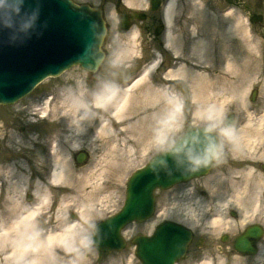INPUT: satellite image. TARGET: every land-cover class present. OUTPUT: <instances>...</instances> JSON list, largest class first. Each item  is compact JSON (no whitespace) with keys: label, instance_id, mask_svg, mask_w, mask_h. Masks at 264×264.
Returning <instances> with one entry per match:
<instances>
[{"label":"bare ground","instance_id":"bare-ground-1","mask_svg":"<svg viewBox=\"0 0 264 264\" xmlns=\"http://www.w3.org/2000/svg\"><path fill=\"white\" fill-rule=\"evenodd\" d=\"M168 12L167 16L172 17L173 12L170 14ZM133 41L131 39V42ZM170 43L175 48L171 47L177 56L180 55V51L186 49L184 48L183 50V47L177 48L175 40H172ZM192 45L195 55L199 58L198 43H195L193 40ZM131 51H134V49L131 48ZM200 51H203V56L201 54V57H204L205 53L209 54L205 48H201ZM210 55L213 59L217 57V53L214 51H210ZM189 60H191V57H186L184 59L185 62H180L178 70L166 73L168 79L166 82L168 83L164 82L162 86L150 87L148 89L152 99L157 100L154 110L160 111L163 109V101L166 100L169 88L171 87H169V79L173 77H188L190 74L193 80L191 83H193L192 85H194L197 91H194V103L198 106L193 114L190 125L192 127L195 126V128L200 127L201 123L198 118L208 112H213V115L208 117L207 123L214 120H218L216 122L218 123L219 119H222L223 109L226 108L225 105H222L224 102L220 103L223 109L219 108V110L216 109V106L214 110H206L205 108H212V105L210 102H208L207 106L202 103H206V100H208L209 97H206V95L215 96V81L211 78L212 85L210 86L206 81L207 75L203 70L202 63L198 60L192 62H189ZM157 61L138 77L130 87L125 89L106 86L102 87L98 93L93 92L90 94L88 92L89 95L83 92L84 90L81 89L79 84L75 86L72 83L69 85L63 84L60 87L58 94L61 96V107L58 109V112L64 121L68 122L67 128L76 132H82L86 136H91L96 147L105 149V158L100 161L101 163L98 162L92 168L83 169L80 172L81 170H77L70 165L68 154L63 155V158L60 160L54 157L51 183L55 195L59 190L63 192L60 203H55L54 209H46V206L49 204L50 195H40V191L38 192L40 199L37 204L35 203V208L17 205L14 202L15 196H19L20 199L23 196V190L18 193L20 189L18 181L12 198L10 199L7 196L5 208L0 209V264H92L93 257L91 256V252L87 250L88 246L78 239L82 234L77 220L79 217L74 222H68V218L65 216L76 208L78 209L77 214L79 213L81 216L80 220L88 222L89 225L92 219L89 220L88 218L98 216L99 211L97 208L105 206L114 195L122 192L121 187L128 171L126 158L130 159L131 156H134V151L138 148H141L144 158L147 156L146 153H148L147 151L150 149L151 143L160 141L159 138L155 140L156 136L154 134L156 132L160 134L163 127L160 128L158 125L159 129L157 130L155 120H162V115H159L158 112L157 114H151V105L149 103L141 105L134 97L135 90L146 84L150 73L154 71L158 64L156 63ZM231 61L232 59L227 62V68L231 64ZM225 63L226 61L223 62V64ZM227 68H223V70H227ZM230 70L233 76L234 70L231 67ZM223 74L224 72L219 74L218 78L223 77ZM217 83L222 88L230 87L229 90L232 93L238 92V85L231 86L230 83L220 80H217ZM211 99L215 100L216 98L211 97ZM179 105V103H175V108ZM171 106L174 107V104ZM141 110L148 112V116L144 118L143 124L138 123L141 118L136 116L137 114H134ZM43 111L46 112L47 108ZM168 114L166 113L164 116L166 117ZM174 114H176V111L173 112ZM245 116L247 120L245 125L235 132V134H241L243 146H235L238 145V142L232 139L234 142L232 149L234 151L236 149L238 153H244L245 148H248L253 153L252 149L255 148L256 143L261 145V142L264 141V116L260 119H254L252 118L253 115L248 111L245 112ZM204 118L206 117L204 116ZM187 127L186 131L188 130ZM142 128H144L146 135H142V131L144 132ZM170 131H172V127H169L162 133V136H167ZM191 132H197V130H192L191 128L188 134ZM68 138L69 136L64 135V144H66ZM200 138V135L194 138L195 146L193 151L196 157L202 155L204 159H208L215 149L211 147L205 150L204 148L200 153L199 151L196 152V149L200 145L205 147L207 144L206 141L199 142ZM201 139L204 140V136ZM57 147L56 145L54 146V153H60ZM78 148L79 146L76 144L73 146V150H78ZM261 150L263 149L260 148ZM157 156L154 159L152 158V161L150 160L151 163ZM252 158L253 156L249 159L243 157L241 163L244 166L240 168L241 171H230L229 177L221 180L225 193L215 197L216 203L208 204L206 201H200L197 204L194 203V205L191 203L185 205L178 204L177 207L187 212V216L193 221L196 218L200 222L202 220L205 221L208 228L228 229V227H243L251 219H254L255 214L262 213L264 208V198L262 195L264 177L258 171L256 162ZM233 204L235 207L239 206L241 208L240 221L237 223H234L228 215V209H232ZM40 206H44L43 209ZM198 208H201V210L198 211ZM205 214L213 215L209 216V218ZM44 220H46L45 228L41 224ZM231 223H234V225ZM153 225L155 224H152L151 227ZM43 229H46L45 233L42 232ZM250 229L243 235L249 233ZM254 236H257V234H254ZM96 249H99L97 244ZM134 263L136 264L135 260ZM127 264L132 263L128 262ZM202 264H211V262L203 260Z\"/></svg>","mask_w":264,"mask_h":264},{"label":"flooded vegetation","instance_id":"flooded-vegetation-1","mask_svg":"<svg viewBox=\"0 0 264 264\" xmlns=\"http://www.w3.org/2000/svg\"><path fill=\"white\" fill-rule=\"evenodd\" d=\"M78 1H88L87 3L103 8L108 21L109 33L112 30L116 31L119 35L137 32L138 37L143 39L149 52L152 48H158L161 52L158 80L162 83L168 80L166 73L174 65L183 60L180 56H172L169 44L170 37L178 43L176 45L177 48L183 47V50L186 48L187 55L196 59L197 56L193 51L192 45L193 40L195 43H198V51L201 48H205L208 53L212 46L210 41L218 43H222V40L226 41L224 43L229 46L230 50L234 51L236 66L233 68V76L230 75L231 73H227L228 77L223 76L218 79L234 86L238 85L239 89L238 92L232 93L229 90L230 87L222 88L218 86V89L222 88L223 91L220 92L218 90L215 93L217 96L214 101L218 102V105L224 102L223 104L227 106L224 112L234 113L235 116L240 115L238 116L241 122L240 125L234 127L232 130H240L245 125L247 121L245 116L246 111L250 112L254 119H260L264 116V1L165 0L162 10H160L162 0ZM196 5L197 8H195ZM199 9L202 12H198ZM167 12L168 14L173 12L172 17L167 16ZM214 17L217 18L216 22L213 20ZM239 18L244 21L243 24L237 21ZM214 24L218 26V29L213 33ZM236 24L239 25V30H235L238 38L236 36L231 37L228 30L233 26L235 27ZM125 28H127V32H125ZM169 35L171 36L169 37ZM214 37L216 41H214ZM182 53L183 51H180V55ZM202 59L206 67L208 63L210 64L211 60L214 61L211 55L206 53ZM222 60H220L221 64ZM147 62L152 64L151 60ZM132 66H135V64H132ZM117 74V69L110 67L108 62H104L99 72L91 75L90 79L104 77L103 80L105 81H113L118 76ZM174 84L176 85L177 83ZM212 96L210 95V97ZM222 98L226 100H222L221 102L220 99ZM23 101H21L20 105L23 104ZM7 111H9L8 108L0 107V129L4 131L3 137L0 134V178H2L0 180V200L4 205V200L7 199V196L11 199V193L14 192L13 184L20 181V177H26V185L28 186L27 199L37 204L40 199L38 195L39 191L40 195L49 194V204L46 206V209H54L56 201V204H59L61 201L62 192L59 191L56 200L52 193L53 188L46 169V162L50 158H46L45 147L54 148L56 145L63 152L65 131L60 125L53 123L52 119L48 122L42 121L40 123L41 120L39 118L32 120L27 114L18 112L19 110L11 111L8 115ZM7 117H11L13 120L7 122ZM43 123L47 124L44 127H40ZM15 128L19 131L20 146L27 150L22 151L19 148L17 152H13L16 148L12 151L8 149L11 140L5 136H10L9 132L14 131ZM214 131L219 139V147L208 175L176 187V196L177 198H182L181 204L183 205H185L183 203L184 198L192 199V201L187 200L186 204H197L203 201L202 199L199 201L200 198H205L206 202L210 204L208 197L214 196L211 195L212 192L218 193L217 195L224 194L225 189L222 187L221 180L229 177L230 171H241L240 168L244 166L241 163L243 157L249 159L253 156L252 159L256 162L257 169L264 175V141L261 142V145L256 143L255 148L252 149L253 153L248 148H245L244 153H238L236 149L235 151L232 149V145H234L232 139H235L236 135L231 134V137L227 140L229 144H227L223 142L220 126L216 127ZM181 135H179V138ZM39 143L42 145L40 155H36L33 151H28V149H34ZM260 148L263 150L260 151ZM36 156L43 161V168L41 170L36 169ZM23 167L28 173L27 176L19 170V168ZM13 176L18 180L12 179ZM7 177L11 178L7 179ZM43 207L40 206L42 209ZM191 228L194 230L193 242H195L196 247L200 238H202V243L205 239L198 236L199 233L197 234L196 225L191 226Z\"/></svg>","mask_w":264,"mask_h":264},{"label":"water","instance_id":"water-1","mask_svg":"<svg viewBox=\"0 0 264 264\" xmlns=\"http://www.w3.org/2000/svg\"><path fill=\"white\" fill-rule=\"evenodd\" d=\"M10 2L16 9L5 11L0 16L2 20L9 22L12 17L10 14L15 12L20 15L18 19L34 12L42 21L38 30L34 31L33 22L25 20L19 24L14 19L12 33L7 31L2 32L3 34L0 33V73L12 80L11 83L3 84L4 87L11 88V90L8 93L0 92V103L14 102L28 93L45 77L58 75L62 70L68 69L74 64H80L84 69L92 72L100 67L104 59L102 45L106 37V26L99 11L88 6L78 7L70 0H21V7L20 0H10ZM50 21H53L55 25ZM44 22H48V24L46 25ZM73 24L79 27L86 43L83 50L70 51L71 56L64 57L67 46L73 42V39L71 40L67 35V27ZM54 27L56 29L50 33ZM53 39L60 42L62 48L60 51L53 48ZM30 46L32 48H29ZM37 47L38 49H36ZM56 55L58 58H53ZM231 120L229 118L227 125H232ZM193 134L195 133L187 134L179 144L180 146H175L168 152L157 156L144 170L138 171L132 177L128 185L127 200L123 212L119 216L101 223L96 229L93 241L100 250L112 252L125 247L120 231L128 221L142 222L152 215L153 195L156 188L167 189L180 182L183 179L178 180L179 174L187 172V168H190L188 175H192L186 177L187 179L199 176L204 172L206 167L202 169L205 166L202 155L195 156L199 162H191L190 165H186L187 162H190L186 161L187 152L190 153V150L194 148V140L191 138ZM179 148L182 151L178 152ZM203 149L204 147L200 145L196 152L200 153ZM180 152L182 153L180 154ZM182 156H184L183 159L176 164L177 158ZM83 158L84 156H79V161H82ZM250 230L249 233L237 238L234 244V248L243 255L255 254L256 243L263 235L259 227H252ZM190 239L191 234L187 229L169 222L164 223L158 227L153 238H140L135 241L137 245H140L137 256L144 264H174L184 256Z\"/></svg>","mask_w":264,"mask_h":264},{"label":"rangeland","instance_id":"rangeland-1","mask_svg":"<svg viewBox=\"0 0 264 264\" xmlns=\"http://www.w3.org/2000/svg\"><path fill=\"white\" fill-rule=\"evenodd\" d=\"M241 1H264V0H241ZM216 18V17H214ZM237 21H240L242 24L244 23V21L239 18L237 19ZM115 31L112 30V35L109 38L108 41V46H109V52H110V58H109V66L117 69L118 72L121 74L119 75V77H117L118 80H121L122 78H124V74L129 73L132 70V66H130V63H136L139 62L140 59V51L141 49L139 48V46H137V41H133L131 42L130 37L129 36H121L119 37L118 35H113ZM216 32V30L213 31V33ZM116 34V33H115ZM214 36H216L214 34ZM211 40V39H210ZM214 41H216V38L214 37ZM211 44L213 45V47L211 46L209 49V54L210 51H214L217 53V57L215 59V61L211 60L209 67H212L213 69L209 72H214L215 74L213 75V80L216 82L217 81V77L219 75H217V73L221 72V63L220 60L221 59H226L227 57L230 58V54H232L231 52H229V46L224 43L226 41L222 40V43H215L213 41H210ZM214 45H216L214 47ZM131 48L134 49V51H131ZM215 49V50H214ZM225 49V50H223ZM222 50L224 52H222ZM234 53V51H233ZM147 54V53H146ZM146 54H144V56L146 57ZM152 55H156L155 53H151ZM148 56V55H147ZM215 58V57H214ZM228 59V58H227ZM230 67L232 66V61L231 64L229 65ZM228 66V69H230V67ZM135 68V67H134ZM232 68V67H231ZM211 69V68H210ZM209 69V70H210ZM225 70V71H228ZM208 72V73H209ZM210 74V73H209ZM222 74V73H221ZM88 73H86L85 71H83L80 67H75L73 69H71L70 71L64 73L61 77H59L56 80H50L49 82L47 81L45 83V85L43 84L41 86V88L39 90H42L43 88L48 90L50 92V94L52 93L53 96L55 97V104L53 107V118L55 120H63V117H60V113L58 112V109L61 107V96L58 94V90L60 89V87L63 84H70L72 83L73 86H75L76 84H79L81 86V89H83L85 94H89V87L90 84H92L91 82L93 81H97L95 79H91L87 77ZM212 75V74H211ZM223 76L228 77V75L226 73L223 74ZM102 78V77H100ZM104 78V77H103ZM186 78L183 82H180V84L177 85H169V94L167 95V98L164 102V106L163 109L158 111V110H154V107L157 105V100L152 99L151 95L148 92V89H150V86L146 83L145 85H143L142 87H140L138 90H135L134 92V97L136 100H138L139 104H144V103H149V105H151L152 111L151 114H158L162 115V120H155V125L157 126V130L163 127L162 132L159 134V132H156L154 135L156 136L155 140L157 138H159L160 141H156V142H152L151 143V147L150 149L147 151L148 153H146V157L143 158L144 154L141 153V148H138L134 151V156H131L130 159H127L128 162V168H127V175L125 176V180L122 184L121 190L122 192L118 195H114L106 204L105 206L101 207L99 206L97 208V210L99 211V213L97 214L98 216H96L95 218H88L89 220H91L90 224L88 225V222L86 221H81L80 220V214L77 212L74 214L79 217L78 223H79V227L81 228L82 234L80 236V238H78L81 242H83L84 244H86L88 246L87 250L91 252V256L93 257V261L92 264H127L128 262L135 264L134 260L136 262V264H141V262L136 258L135 256V247L132 244V240L138 235V234H143L145 235L146 233H148L149 231L152 230V228L154 227V225L151 227V225H146V223L144 225H139V224H133V225H129L126 230L124 231L123 237L124 239L127 241L126 247L124 250L119 251V252H113V253H102L100 251H98L96 249V247L94 246V244L91 241V237L92 234L94 232V228L96 226L97 223H99L100 221L108 218L109 216L115 214L116 212H118L124 204L125 201V192H126V183H127V179L129 178V176L137 169L145 166L155 155H157L159 152L168 149V147L170 145L174 144V141L176 139L179 138V135L177 134L178 131H180L182 125L186 124L185 121V117H184V113L182 111L183 110V106L188 104V108L186 110H189L192 105V103L190 101H186L188 100L187 98L190 96V89L193 90V86L191 82H193L192 80V76L189 74L188 77H183ZM90 79V80H89ZM207 83L211 86L212 85V81H211V77L209 79H206ZM106 84V83H104ZM215 93L218 92V90H220V92H222V89H218V83H215ZM162 85V84H160ZM221 86V85H220ZM92 94V93H90ZM89 94V95H90ZM148 95V96H147ZM216 94H215V98H216ZM213 97V96H212ZM32 98V99H30ZM30 98H28L29 101L31 102H35V98L34 96H31ZM194 98V97H193ZM147 100V101H146ZM222 100H226L225 98L220 99V101L222 102ZM26 103V101H24ZM210 104L212 105V108H205L206 110H214L215 106L216 109L218 110V102L213 101V100H209ZM175 103H179L180 105L177 106V108H175ZM184 103V104H183ZM203 104H205V106L208 105V101L206 100V103L202 102ZM136 104V103H135ZM174 104V107H172L171 105ZM202 104V105H203ZM38 105H32V112L36 113L35 109L37 108ZM197 107V105H195ZM30 108V107H29ZM12 111H14V108H12ZM176 111V114L173 115V112ZM11 111H7V115L10 114ZM166 113L171 114L168 116H164V114L166 115ZM136 116L138 117H142L138 123L143 124L144 122V118H146L147 116H145L146 114H148L147 111L145 110H141V111H137L134 113ZM213 112H208L205 114H202L198 119L199 122L202 124V126H204V124H211L212 126H214V128H216V125H223L222 121L219 119V122L216 123L218 120H214L213 122L207 123L208 121V117L212 116ZM12 116V115H10ZM145 116V117H143ZM171 116V117H170ZM204 116L206 118H204ZM236 118V122L234 124V126H238L240 124V118L238 119ZM165 118V120H164ZM215 119V118H214ZM13 120V118L11 117H7V122ZM33 120V119H32ZM192 120V119H191ZM56 121V122H57ZM48 122V121H46ZM157 122V123H156ZM42 123V122H40ZM160 123V124H159ZM47 123H43L42 125H40V127H44ZM51 124V123H49ZM159 125V127H158ZM2 126V125H1ZM174 126V127H173ZM18 127H20L18 125ZM169 127H172V131H170V133H168L167 136H162V133H164ZM220 129L222 130V136H223V142L229 144V142H227V140H229V138L231 137L232 132L231 130L225 129L223 126H220ZM142 130H144V128H142ZM4 131H1L0 129V134L4 135L3 133ZM10 136L7 135L5 137H8L11 141L8 149L11 151L13 149L16 148V150H14L13 152H17L19 148L23 150H27L24 149L20 146V135H19V131H17V129L15 128L14 131H10ZM69 135V143H70V147H69V158L73 157V155H75V153H77L80 149L87 152L89 154V159H88V164L86 167L82 168V169H90L92 168L96 163L100 162L101 160H103L105 158V149H102L100 147H96L95 143H93V138H91V136H86L84 135L82 132H76L75 130L70 129L68 132ZM142 135H146V132L144 130V132L142 131ZM177 137V138H176ZM176 138V139H175ZM4 141V140H3ZM236 141L238 142L237 146H243V140H241V135L238 134V138L236 139ZM95 142V141H94ZM67 144V143H66ZM79 146L78 150H73V146L74 145ZM247 144V143H246ZM41 144H37V146L34 149H28V151H33L36 155L39 154L41 152ZM66 146V145H64ZM230 147V146H229ZM142 154V156H141ZM35 156V155H34ZM33 156V157H34ZM37 159L36 160V169L37 170H41L43 168V161L42 159H38L39 157L36 156ZM108 160V158H106ZM101 163V162H100ZM35 164V163H34ZM71 166H75L77 169L79 168L76 163H71ZM82 169L79 168L78 170H81L80 172H82ZM20 171H22L24 174H26V176L28 175V173L25 171V168H19ZM9 176H11L9 174ZM264 176V175H262ZM11 177H7V179H9ZM16 179V178H15ZM0 180H2V178H0ZM212 192L211 195H214L212 197H214L213 199H215L216 195L218 193H214ZM106 196V195H103ZM219 196V195H217ZM157 197V201H158V206H157V215L156 218L154 219L153 223L154 224H159L161 222H163L164 220L166 221H173V222H179L182 223L188 227L191 228V226H195L196 225V231L198 236L203 237V239H205L203 241L202 247L197 248L195 247V245L193 244L191 246V249L189 250L188 255L186 256V258L184 260L181 261L180 264H202L203 260H209L211 262V264H264V239L260 242V244L258 245V253L257 255H255L254 257H242L241 255H239L234 249H233V239L238 236L240 233H242L245 228L248 225H254V224H258L264 227V208L262 213L260 214H255L256 216H254V219L250 220L246 226H241L240 228H234V227H228L229 230L227 229H222V228H214V229H208L205 221H198L197 218L195 221H193L192 219H190L187 216V212L181 210L179 207H177L178 204L182 203V198L176 196V189L174 188L173 190H169L166 192H158L156 194ZM57 198V197H55ZM16 199L18 202H22V200L19 198V196H16ZM206 201L205 198H200V200ZM208 199H210V196L208 197ZM188 201H192V199L189 198H184L183 203L186 204V202ZM165 205V206H164ZM0 208L3 209V202L0 200ZM240 207L239 206H234L233 204V208L232 209H228V215L229 218H231L233 220L234 223H237L240 221ZM78 211V209L74 208L72 211ZM201 208H198V211H200ZM96 211V212H98ZM232 213H235L238 217L234 218L232 216ZM73 214V212L66 214V218H68V220L71 219V215ZM207 217L212 216L213 214H205ZM70 216V219H69ZM46 220L42 221V223H44ZM41 223V224H42ZM234 223H231L232 225H234ZM43 225V224H42ZM150 226V227H149ZM86 227L85 229H82ZM149 228V231H148ZM231 229V230H230ZM223 235H228L230 236V240L226 243H222L221 242V237ZM243 262V263H242Z\"/></svg>","mask_w":264,"mask_h":264}]
</instances>
